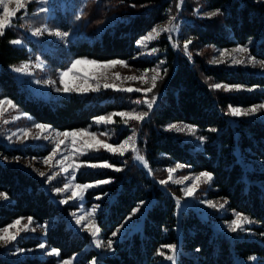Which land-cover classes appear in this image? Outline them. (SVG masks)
<instances>
[{"label":"trees","instance_id":"16d2710c","mask_svg":"<svg viewBox=\"0 0 264 264\" xmlns=\"http://www.w3.org/2000/svg\"><path fill=\"white\" fill-rule=\"evenodd\" d=\"M52 3L56 7L51 12H41L37 4L29 3L26 15L24 10L17 13L18 19L14 21L17 26L0 37V99H12L32 121L61 130L88 127L96 117L116 111L149 110L146 105L135 103L142 99V94L114 90L93 96L41 98L23 87L14 66L41 55L60 69L76 58L123 59L136 67H148L154 62L136 58L141 51L139 39L156 24L177 17L179 47L167 39L155 43L166 57V72L157 88L159 100L144 121L130 122L139 130V147L151 174L128 155L120 172L90 171L79 176L82 182L108 178L114 181L108 188L111 198L102 202L99 217L106 239L141 202L150 201L142 228L114 242V252L101 257L96 264H169L162 262L163 257L157 253L162 245L178 240L174 197L181 196V190L171 183L160 184L156 179L164 180L166 170L177 164L184 166L185 173H212L209 197L226 199L230 212L243 213L253 221L249 226L252 235L230 239L216 233L193 210H184L180 217L182 252L178 264H264V122L233 117L228 110L229 105L246 108L263 101L264 74L242 66L209 63L217 51L245 44L251 55L264 60V0H183L180 7H177L180 0H52ZM217 9L220 10L217 16L205 15ZM44 24L68 33L67 42L44 51L43 44L28 35L30 28ZM14 39L24 45L10 43ZM189 39L191 56L183 49L184 41ZM208 77L212 79L207 80ZM210 83L239 84L245 88L213 90L208 86ZM173 123L195 126V133L206 138L203 145L198 147L174 130H167V125ZM131 129L121 128L118 138H126ZM0 150L8 155L40 156L49 151L31 146L9 147L1 137ZM91 159L113 158L104 154ZM0 192L8 196L6 202L0 203V227L21 217H32L38 223L52 221L45 238L29 237L21 241L22 247H34L45 241L60 250L58 259L81 253L76 264H91L98 257L95 249H85L89 245L88 236L68 224L66 215L75 206H60L39 176L20 166L0 162ZM252 256L256 259L250 260ZM0 264H56V259L27 257L12 261L0 256Z\"/></svg>","mask_w":264,"mask_h":264},{"label":"rangeland","instance_id":"374dc122","mask_svg":"<svg viewBox=\"0 0 264 264\" xmlns=\"http://www.w3.org/2000/svg\"><path fill=\"white\" fill-rule=\"evenodd\" d=\"M33 2L35 4H37L38 9L43 7V8L47 9V12H51V9L56 7V4L52 3V0H46V2H44V0H33ZM12 6L14 7L15 5L13 4ZM168 20L160 22V23L156 24L154 27H156L157 25L164 26L167 24ZM174 24L176 25V30H174L171 33H161V35L156 40L150 42L147 45V47H142L141 45L138 44V47L141 51L137 55L136 58H142V59L147 60V61H152V62H154L153 65L148 66V67H136L127 61L128 67H123V66L117 65L115 68L108 70L109 74L111 75V73L119 72L122 77H127L130 75H140L144 70L154 69L159 65L160 76H161L160 79H162L164 76V73H165V68H166V65H165L166 64V57H165V53H164L165 51L160 47V45L158 47V45H155V43L157 40L167 39L172 45H177L178 44L177 43V33H178L177 17L174 21ZM44 26H45V24L41 25L39 27L42 28ZM46 26L48 27V29L51 32L59 31L57 29L49 27L48 25H46ZM32 29H34V28H30L28 30V33H29L28 35L31 38L41 42L43 44V48H44L43 50L44 51H46V50L51 51L56 46L67 42L66 39L68 36L61 39V38L56 37L54 35H50L49 32H45L42 36H38V37L33 36L32 32H31ZM151 30H149L148 32H150ZM59 32H61V31H59ZM61 33H64V32H61ZM19 45H24V43L22 42ZM235 47H233V48H235ZM151 48H157L158 51L154 54H149ZM233 48H230L229 50H231ZM216 54L218 55V51ZM76 59H82V58H76ZM76 59H74V60H76ZM87 59H89V58H87ZM89 60H95V59H89ZM113 60H117V59H113ZM119 60H123V59H119ZM26 61L30 62L29 69L27 72L17 73L14 71V67H19ZM97 61H100V60H97ZM124 61H126V60H124ZM161 62H163V63H161ZM37 63L43 64V68H37L36 67ZM225 65L229 66V67L242 66L244 68H249L253 71H256L257 73L264 74V69H261L259 66L252 67L250 65H231L230 63L225 64ZM14 67H13V71H14L16 77L18 78V80L20 81V83L23 85V87L27 88L33 95H36L38 97L45 98V99H57L59 97L68 96L71 94H76V95H80V96H89V95L93 96V95L101 94L107 90L120 91V90L113 89V88H109V89L103 88L102 85L104 82L116 83L120 88H128V87L146 88V87L151 86L150 82L148 84H145V83H142L141 81L110 79L108 81H100L101 89L98 92L63 93V92H57L55 90V88L56 87H62V85L59 84V73L63 70H66L68 67L63 68V69L55 68L50 63H48L46 60H44L41 55H38L36 58H30L28 60L22 61L21 63L17 64ZM77 68L82 74H87V75H92L93 73L99 71L95 65H87V64L86 65H78ZM152 75H154V73L149 71L148 76L151 77ZM68 79L71 80L72 77L70 76ZM160 79L157 80L156 87L153 89V91L151 93L147 94L148 99H151L152 96L156 97V101H155L153 107L157 104L159 97H160V94L157 91L158 83H159ZM46 80H54V81H56V84L55 85L45 84L44 81H46ZM36 81H41V83L38 84V83H36ZM89 83L94 84V81L89 80ZM121 92H125V91H121ZM129 93L142 94L143 97H142V99H139V100H143L145 98L143 92L133 91V92H129ZM1 99H3V98H1ZM261 103H264V100L257 103V104H261ZM143 105H145V104H143ZM246 108H248V107H246ZM116 112H122V111H116ZM24 114H27V113L23 112L21 109H19L17 107L16 109L9 110V112H7L4 115L3 119L8 120V123L5 124V123L0 122V137H1L2 142L9 147L31 146L34 148H45V149H48L49 151L46 154L40 156V155H21V154L8 155L5 152H2L0 150V162L5 163V164L8 163V164L20 166V167L26 169L27 171L32 172L33 174L39 176L42 179V181L44 182V187L52 195V197L55 199V201L58 204H60V206H63V207L64 206H71V205L75 206V207L71 208L70 212L67 213V215H66L68 224L73 228L74 231H76L80 234H86L88 236L89 245L85 249L93 248L98 252V257L95 259L96 261L98 259H100L101 257L107 255V254H112L114 252L113 250H109L107 248H97L94 245V243L92 242V237H91L90 233L83 229V225H78L76 223V216L83 215L84 212L90 211L94 206L99 205V207L96 209L94 218H95L96 224L98 225V227L101 230L100 234H99V238L106 242L108 239H106L102 234V227H101V224L99 221V217H100V214L102 213V210H103L102 209L103 208L102 202H104V200H108L111 198L112 193L110 190H108V188L113 185V182H114L113 179L112 178L102 179V180H110L111 182L107 183V184L98 185V186H95L93 188H89L84 193L83 200L77 198V199L69 200L68 203H61V201H63L64 199H66L68 196L71 195L72 190L69 189L67 192L57 193V192H55V189L56 188H62L65 183H69L71 177L69 174H58L55 176L54 179H51V180L48 179V176H51L54 173H60V166L59 165H55V167H52L50 165H45L43 163V159L49 155V153L52 150L54 145L51 142V140H46L43 138H41V139H35L34 138L36 135L39 134V130L34 127V125L37 124L38 122L32 121L29 114H27V115H24ZM108 115H104V116H108ZM14 117H17V118L14 119ZM116 117H113V120L115 121V123H113V124L96 123L95 119H94V121L92 122V124L90 126L83 127V128H76V129H88L90 132H95V133H97L98 139L105 140L107 143H110L113 145H116L118 143L123 142V140H125L128 136L132 135L133 129H135L136 135H137V147L140 151V154L144 155V152L139 147V138H140L139 130L132 127V125H130V123L128 125H124L121 122V118L118 116L120 119H117ZM239 118H244V119H248V120H257L260 122H264V110H261V111L255 113L251 116H244V117H239ZM42 124H45V123H42ZM175 124H177L180 127L190 125V124H186V123H175ZM46 125H49V124H46ZM50 126H51V128L43 134L44 136L52 137L55 135V131H67V130L57 129V128L53 127L52 125H50ZM127 126H129L132 129L126 138L120 140L118 138V132L120 131L121 128L127 127ZM24 129H30L31 135L21 139L20 137L24 136V133H23ZM70 130H75V129H70ZM174 131L176 133L183 135L185 140L192 141V142L196 143V145L198 147H201L204 143V140L200 139L201 136L197 135L196 133L192 134V133H189L187 130H185L183 132L176 131V130H174ZM13 133H15V135H13ZM103 133H107L108 135L105 136V135H103ZM8 136H12V139L8 140L7 139ZM61 148L63 149L64 146L62 145ZM104 154L112 156L113 159L99 160V161H94L91 159V158H94L96 156H102ZM128 155L131 156V160L136 162L138 165L142 166L149 174H151V171H149L150 167L145 168L141 162L134 160L133 159L134 154L131 152L125 153L124 155H120L117 153H110L104 149H101L100 151H87L84 153V155L77 157L76 161H77V163H81V164L103 163L104 161H107L108 163L115 165V167L122 169L124 167L123 162L126 161V157ZM61 158L62 157L59 155L56 157V159H61ZM53 164H55V161H53ZM171 168H174V167H171ZM107 170L114 172V173L120 172V171H116L115 168L82 167L79 171H77L75 173L76 179H75V181H72V183H79V184L93 183L94 184L96 181H99V180L82 182L79 180V176L84 172L107 171ZM41 171L45 172L47 175L46 176H40L39 172H41ZM69 171L71 172V170H69ZM198 174L199 173H192V172H186L185 173L184 167H182V168L177 169V171L174 173L173 181L168 182V183H171L175 186H179V188L181 190V196H175L174 197L176 200V203H177V200H179V203H177V207H176V216H177L176 233H177L178 240H177V242L172 243V244L177 245V256H176L175 264H178V260L180 258L181 252H182V248H181L182 227H181L180 217H181V214L184 210L185 211H188L190 209L193 210L203 221L207 222L213 228V230L216 233H219L220 235L225 236L227 238L233 239L236 236L237 237H243L245 234L246 235H248V234L252 235V231H251V229H249V226L251 224L245 225V228L247 229L246 231H239L238 230L237 232H231L228 230L227 225L232 219L235 218L236 212H233V211L230 212V210L227 206L226 199L209 197L208 190L210 188L211 182L210 183L201 182L200 186L196 189L195 194L193 196H185L184 195V191H183L184 188L187 187L189 184L193 183V178ZM181 177H189V179L185 180L183 183H175L174 182L175 180H177ZM165 179H167V177ZM156 181L159 183L160 180L156 179ZM52 184H56V186L51 187ZM7 200H8V198L7 199H0V203L6 202ZM206 201H213L217 205L224 204V208L223 209H221L219 207L212 208L206 203ZM149 205H150V201H148V200L143 201V203H140L137 206V207H139V211L135 212L134 214L132 212L125 219L123 224L118 228L119 231L118 232L116 231L117 235L111 236L110 238L114 242H116L119 239L122 240L125 237L131 235L134 231L141 229L142 224H143V220H144V216L146 213V209ZM73 214H75V215H73ZM228 216H231V217L229 218ZM23 218H24V220L21 221V224H26L28 217H23ZM86 222L87 221H85V223ZM12 223L13 222H11L10 224H12ZM51 223H52V221H47L45 223H38V222L33 220V223L30 226V228H35V231L33 232V231L29 230L27 232H22L20 234V236L17 237L16 241L9 243L8 245H0V256L7 258V259H10L12 261L18 260V259H24L27 257L40 258V259H47V258H51V257L54 258L55 257L56 264H60V261L63 259H58V256H55V255H49L48 252L52 249V247H50L48 245V243H46L45 241L40 243V244H45L46 247L44 249H40L38 247V245L34 246V247H22L21 246V241H23L29 237L45 238L46 234H47L48 227L50 226ZM45 224L47 225L46 231L41 227L42 225H45ZM0 228H3V227H0ZM10 231H15V229H10ZM19 249H23L24 251H18ZM165 252L168 255L171 254V252L168 249H165ZM80 254L81 253H77V254L73 255L75 257V260H73L72 264H76V261L79 259ZM73 256H71V257H73ZM71 257H68L65 259H69ZM162 262H167L169 264H173L172 261H168L167 259H165V257H163Z\"/></svg>","mask_w":264,"mask_h":264},{"label":"snow or ice","instance_id":"6c2138e0","mask_svg":"<svg viewBox=\"0 0 264 264\" xmlns=\"http://www.w3.org/2000/svg\"><path fill=\"white\" fill-rule=\"evenodd\" d=\"M33 0H0V37L4 36L6 34V31L8 29H11L13 27H16V23L14 21L18 19L17 13L21 10H24L25 15L27 14V6L29 3H32ZM46 2V0H44ZM183 3V0H180V4L177 5V7H180V5ZM15 5L14 7L12 5ZM39 11L44 12L47 11L46 8H40ZM197 12H199V9H197ZM220 10L217 9L215 11H211L206 13L205 15L207 17H214L219 14ZM83 15V12L81 13ZM176 17L172 16L167 21V24L164 26L157 25L156 27H153L150 32H148L145 36H143L139 41L138 44L142 47H147V45L156 40L161 33H171L174 30H176V25L174 24ZM20 27H24V25H19ZM33 36H42L45 32H49L50 35H54L56 37H59L61 39L68 36V33H61L59 31L51 32L48 27L45 25L44 27L40 28H34L31 30ZM10 43L19 45L22 43L19 39L11 40ZM192 43V41L185 40L183 44V49L185 53H187L189 56H191V53L188 51L189 45ZM176 47H179V45H174ZM158 51L157 48H151L149 54H154ZM163 63V62H161ZM209 63L211 64H228L231 65H250L252 67L259 66L261 69H264V60H258L257 57L251 55L250 49L248 45H237L235 48L229 50L227 48L219 50L218 55L213 57ZM30 62H24L19 67H14V71L17 73H25L29 69ZM95 65L96 68L99 70L92 75L82 74L77 66L78 65ZM117 65L128 67V62L124 60H109V61H97V60H89L87 58L82 59H76L73 60L70 64V66L59 73V84L62 85V87H56L55 90L57 92H63V93H88V92H98L101 89V83L100 81H108L110 79L115 80H129V81H141L142 83L148 84L150 82L151 86L146 88H120L116 83H109L104 82L103 88L109 89H117L120 91L125 92H143L145 98L143 100H137L135 103L137 104H145L150 111L156 101V97L152 96L151 99L147 98V94L151 93L153 89L156 87V82L158 79L161 78L160 76V69L159 65L154 69H147L144 70L140 75H130L127 77H122L119 72L111 73L109 74V69L115 68ZM37 68H43V64L37 63ZM151 71L154 73L151 77L148 76V72ZM166 72V70H165ZM72 77L71 80H69V77ZM211 77H208L207 80H211ZM89 80H93V83H89ZM206 80V82H207ZM36 83H41V81H36ZM45 84L48 85H55L56 81L54 80H46L44 81ZM213 90H223V91H239L245 88L244 85H233V84H226V83H210L208 85ZM251 91L252 89H247ZM17 105L10 99V98H3L0 99V122L2 123H8V120L3 119L4 115L9 112L11 109H16ZM229 114L234 117H244V116H251L261 110H264V103L261 104H254L251 107L248 108H241V107H233L232 105L228 106ZM149 111H140L137 112L135 109L132 111H122V112H113L109 114L108 116H100L95 118L96 123H103V124H113L115 121L113 120V117L119 116L121 118V122L124 125H128L131 121L136 122H142L145 120L146 117L149 116ZM27 115V114H24ZM17 117H14V119ZM36 129L39 130V134L36 135L35 139H46L51 140L53 143V148L50 151L49 155L43 159V163L45 165H50L52 167H55V165L60 166V173H54L51 176H48V179H54L56 175L58 174H69L71 179L69 183H65L62 188H56L55 192L57 193H63L67 192L69 189H71V195L68 196L66 199L61 201V203H68L69 200L73 199H81L83 200L84 193L89 189L93 188L98 185L107 184L110 183V180H99L93 183H85V184H79V183H72V181H75L76 176L75 173L79 171L82 167H91V168H115L116 171H121V168L115 167V165L108 163L107 161H104L103 163H93V164H81L77 163L76 158L79 156L84 155L87 151H100L101 149H104L110 153H117L120 155H124L125 153L131 152L133 153V159L141 162L145 168H149L148 161L146 157L142 154H140V151L137 147V135L135 129H133L132 135L128 136L123 142L118 143L116 145L107 143L105 140L98 139L97 133L90 132L88 129H75V130H67V131H55V135L52 137L44 136L43 134L47 132L51 126L37 123L34 125ZM167 130H176L183 132L187 130L189 133L194 134L195 133V126L192 125H186L184 127H180L177 124H169L167 125ZM212 131H215V129H212ZM24 136L20 137L23 139L24 137H28L31 135L30 129H24L23 130ZM15 135V133H13ZM103 135L107 136V133H103ZM8 140L12 139V136L7 137ZM201 140L206 139L205 137H201ZM64 146L62 149L61 146ZM61 156V159H56L57 156ZM53 161H55V164H53ZM184 167L183 165L177 164L174 168H168L166 171L168 173L167 179L160 180V184H167L169 181H173L174 173L177 171V169ZM71 170V172L69 171ZM149 171L151 169L149 168ZM40 176H46L47 174L45 172H39ZM189 177H181L177 180H175V183H183L185 180H188ZM213 179V175L210 172H201L198 175H196L193 178V183L189 184L187 187L184 188V195L185 196H193L195 194L196 189L200 186V183H210ZM7 193L0 192V199H7ZM143 203V202H141ZM177 203H179V200H177ZM206 203L212 207V208H224V204L217 205L213 201H206ZM99 207V205L94 206L90 211L84 212L83 215L76 216V223L78 225H83V229L90 233L92 237V242L97 248H107L109 250H113V243L114 241L109 238L106 242L99 238L100 234V228L95 222V212L96 209ZM139 211V207L133 210V214L135 212ZM75 215V214H73ZM24 220L23 217L16 219L13 221L12 224H9L3 228H0V245H8L9 243H12L17 240V237L20 236L22 232H27L29 230L35 231V228H30V226L33 223V218L28 217L26 224H21V221ZM85 221H87L85 223ZM253 221L244 215L243 213L236 212L235 218L232 219L227 227L228 230L231 232H237L239 231H246L245 225L252 224ZM45 231L47 229V225L41 226ZM10 229H15V231H10ZM119 229L117 230V232ZM117 232H113L112 236H116ZM40 249H44L46 246L45 244L38 245ZM163 249H168L171 254L168 255ZM18 251H24L23 249H19ZM49 255H55L60 256V250L57 248H52L49 252ZM159 256L165 257L168 261H172L173 264H175L176 256H177V245L175 244H165L161 246V250L157 253ZM250 260H255L256 257L252 256L249 257ZM73 260H75V257H71L69 259H63L60 261V264H72ZM91 264H96V260L93 259Z\"/></svg>","mask_w":264,"mask_h":264}]
</instances>
